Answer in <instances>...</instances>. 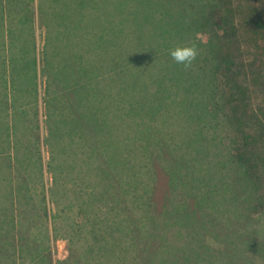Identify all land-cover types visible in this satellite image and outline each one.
Instances as JSON below:
<instances>
[{
	"label": "trees",
	"instance_id": "obj_1",
	"mask_svg": "<svg viewBox=\"0 0 264 264\" xmlns=\"http://www.w3.org/2000/svg\"><path fill=\"white\" fill-rule=\"evenodd\" d=\"M224 3L135 0L136 68L145 64L152 71L157 88L151 95L165 105L162 110L171 106L164 116L178 117L179 128L170 130L166 148L150 164L144 152L138 155L130 145L126 119L134 122L136 112L124 117L123 108L121 125L127 135L122 183L116 189L115 182L106 186L94 182L95 188L85 193L75 175L66 180L70 162L65 154L71 144L68 135L74 134L70 129L76 106L69 100L75 87L67 81L84 80L85 72L66 68L57 82L49 76L45 133L40 131L39 66L32 42L35 8L32 0H0V264H199L205 260L264 264L261 236L251 232L264 217V58L252 26L261 29L264 23L258 22L253 3L248 8L252 18L238 26L239 8L232 4L228 15L220 14L218 8ZM50 7H57L62 26L68 25L52 0H46L41 19L49 17ZM72 17L78 23L75 30L87 41L82 57L103 58L98 52L103 35L98 20L89 25L79 15ZM238 27L251 38H244L247 48L256 49L249 51L253 62L246 61L241 43L227 42L242 37ZM49 30L43 56L46 70L54 57L50 43L55 36ZM178 46L195 48L190 66L177 64L170 56ZM127 49L125 43L119 67L123 74L135 70ZM13 51L22 56L28 90L17 89ZM261 59L262 68L251 71ZM4 76H10V85ZM97 88L88 90L96 107L101 96L95 91L102 94ZM92 119L102 120L98 114ZM46 147L51 153L47 169L54 182L49 197L44 190L49 181L43 158ZM161 174L167 190L162 196L166 203L159 209L154 194ZM84 195L86 200L81 198ZM200 213L202 224L195 219ZM61 238L69 240V255L55 260L51 242Z\"/></svg>",
	"mask_w": 264,
	"mask_h": 264
},
{
	"label": "rangeland",
	"instance_id": "obj_2",
	"mask_svg": "<svg viewBox=\"0 0 264 264\" xmlns=\"http://www.w3.org/2000/svg\"><path fill=\"white\" fill-rule=\"evenodd\" d=\"M45 2L46 0H32V5L35 8V40L33 39L32 42L37 51L39 66L40 131L42 129L45 133L44 99L47 98L46 88L49 76H52V80L57 82L59 77L65 74L66 68L67 72L70 69L80 72L84 71V80L72 77L67 81L70 88L75 87L74 91L70 93L69 100L76 106L75 120L70 129L74 134L68 135L71 144L65 148V154L70 162L66 180H71L75 175L79 182L77 184L81 186L82 191L85 193L95 188L93 186L94 182L97 186H106L115 182V188L118 189L122 183L121 174L124 173V147L127 135L126 127L121 125L125 119L122 117L123 108L124 117L127 116L129 118L132 110L136 112L134 122L131 121L129 123L126 119L131 132L132 143L130 145L136 149L138 155L144 152L149 158L150 164L154 162L155 154L159 150L166 148V143H168L166 139L170 130L175 127L179 128L176 125L180 124L178 117L171 116L167 119L164 116L163 111L168 110L171 106L168 105L162 110L165 105L161 104L155 95H151L157 88V85L155 86L156 79L152 71L145 64L139 69L136 68V61H138L135 59L137 58L136 45L139 41V11L135 9V0H52L64 13L62 22L68 25L63 26L60 18L61 12L57 7H50L49 17L44 19L46 21L49 19L47 22L51 25L41 19L40 11L45 9ZM253 3L256 6L255 15L259 19L258 22L264 23V0H256L254 2L251 0H225L224 7H219L218 11L220 14L228 15V10L233 6L236 9L239 8V11H236L235 22L238 26H243L245 20L252 18L248 8ZM71 14L76 17L78 15L83 17L88 21L89 25H91V20L93 23L98 20L99 25L97 24V27L100 34H102L103 29L102 39L98 44V49H100L98 52L102 53L103 58L101 56L99 58L95 56L82 57L84 51H86L84 45L87 41L82 32L75 30L78 23ZM252 26L257 31L256 34H253V39L259 45V49L263 51L264 58V28L256 29L254 25ZM238 28L239 31L241 30L239 34H242V37L238 35V38H231L227 42L234 43L235 46L241 43L244 52H247L246 61L249 59V61L253 62V57L249 56V51L256 52V49L251 45L249 49L247 48L244 38L245 36L248 37V35L245 33V29H242V27ZM48 30L54 33L55 38L50 43V48H52L54 53L53 62L50 68L46 70V65L44 66L43 64V56L45 46L48 47V44H46ZM254 41L253 43H255ZM125 43L128 46L129 60L135 63V70H130L128 73L123 74L119 67L123 66L122 56ZM240 52L243 53L242 50ZM242 56L244 59V53ZM12 60L15 61L12 68L16 70L17 89L21 91L25 87L28 90L29 86L25 82L26 75L21 54L14 53ZM261 62L262 59L254 62L256 66L250 70H260L262 68ZM3 78H7L10 85V76H4ZM96 87L102 92V94H97V90L95 91V96H101V101L97 107L94 105L92 93L88 91L90 88L96 89ZM19 90L15 91L20 93ZM79 93L83 94L77 100ZM86 96H88V99H84ZM124 98L126 99L124 100ZM258 100H260L259 97ZM95 114H98L102 120L92 119ZM43 158L48 172L47 163L51 158V153L47 147L43 151ZM64 166L65 163L62 162L60 164L61 171L64 170ZM52 176L48 172L47 178L49 181L46 183V188H44L48 197L50 196V188L54 183ZM87 179H89L88 182H85ZM165 181L161 174L158 178L157 191L154 194L159 209H162L163 202L166 203V200L162 197L167 190ZM38 193L36 194L38 195ZM81 198L86 200L87 196L84 195ZM48 210L47 219L51 223L54 215L53 204L48 205ZM195 219L199 224L204 223V216L201 213L197 214ZM262 220V225L256 223L251 229V232L261 236L260 245H264V217ZM36 237L38 240L41 238L37 235ZM68 241L66 238H61L51 242L53 243V257L55 260L65 259L69 255L67 249ZM209 242L211 243L210 240ZM199 264L211 263L205 260Z\"/></svg>",
	"mask_w": 264,
	"mask_h": 264
},
{
	"label": "clouds",
	"instance_id": "obj_3",
	"mask_svg": "<svg viewBox=\"0 0 264 264\" xmlns=\"http://www.w3.org/2000/svg\"><path fill=\"white\" fill-rule=\"evenodd\" d=\"M169 54L177 64L185 67L190 66L197 55L195 48L188 46H178L172 49Z\"/></svg>",
	"mask_w": 264,
	"mask_h": 264
}]
</instances>
